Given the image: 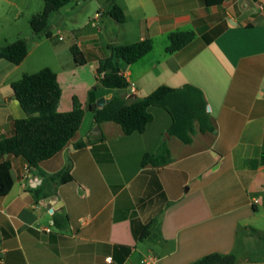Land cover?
Listing matches in <instances>:
<instances>
[{
    "label": "crops",
    "instance_id": "crops-1",
    "mask_svg": "<svg viewBox=\"0 0 264 264\" xmlns=\"http://www.w3.org/2000/svg\"><path fill=\"white\" fill-rule=\"evenodd\" d=\"M1 1L17 9L19 21L24 1ZM116 2L124 22L109 14L110 0H72L52 18L48 38L61 40L58 25L67 19L87 59L78 64L71 50L57 58L58 110H72L77 97L85 113L69 145L38 167L23 156H0L11 162L13 178L0 196V264H191L214 252L234 254V264H243L240 234L249 247L254 234L264 233L257 221H264V0ZM182 31L194 38L169 50L170 35ZM32 34L25 39L35 40ZM147 38L150 52L131 64L121 61L129 87L119 92L146 96L164 85H195L204 91L214 131L197 132L186 144L169 134L172 119L160 107L151 108L153 119L142 132L126 134L113 121L97 127L90 105L114 92L99 84V60L111 54L110 45ZM23 62L0 59V139L27 116L12 88L25 74ZM164 141L171 161L143 166V156ZM69 164L72 180L49 181L43 193L34 192ZM55 214L66 216L64 227L55 224ZM152 222V233L142 237Z\"/></svg>",
    "mask_w": 264,
    "mask_h": 264
},
{
    "label": "trees",
    "instance_id": "trees-1",
    "mask_svg": "<svg viewBox=\"0 0 264 264\" xmlns=\"http://www.w3.org/2000/svg\"><path fill=\"white\" fill-rule=\"evenodd\" d=\"M44 7L40 13L33 15L30 24L34 34L51 36L52 18L56 11L72 0H43ZM225 0H203L207 6L220 5ZM109 14L118 22H124L126 17L122 7L116 0H110ZM172 44L169 50L177 49L194 38L193 31H182L170 35ZM153 41L149 38L126 44L110 45L111 54L99 60L97 79L99 84L114 90L112 96L103 107L90 105L94 112L96 124L113 121L118 123L126 134L142 132L153 119L152 107L165 109L171 116L172 123L169 134L176 136L182 142L189 144L197 132L214 131L215 126L208 112V102L204 91L192 84L181 87L160 86L146 96H127L119 92L129 87L120 63L136 62L150 52ZM74 60L85 64L87 59L77 43L70 46ZM28 55V42L18 38L14 42L0 45V59L13 64H20ZM15 96L27 116L15 120V132L10 137L0 139V156L14 154L23 156L32 166L54 156L67 147L76 135L84 117V109L77 97L73 99V109L60 112L58 105L62 90L56 72L45 67L35 73H25L20 79L12 82ZM104 136L100 133L99 140ZM88 141L78 143L85 146ZM171 153L164 141L156 153H146L142 165L160 166L171 161ZM10 161L0 162V196L8 194L13 185ZM71 165L54 175L46 176L42 186L35 189L36 194L43 193L49 181L65 183L72 180ZM55 224L64 227L67 222L65 215L55 214ZM154 223L145 225L142 237L152 233ZM234 254L210 253L191 264H234Z\"/></svg>",
    "mask_w": 264,
    "mask_h": 264
},
{
    "label": "rangeland",
    "instance_id": "rangeland-1",
    "mask_svg": "<svg viewBox=\"0 0 264 264\" xmlns=\"http://www.w3.org/2000/svg\"><path fill=\"white\" fill-rule=\"evenodd\" d=\"M24 7L23 14L20 16V20L16 21L15 14L17 9L14 7H9L0 0V27L3 32L0 34V45H6L8 43L14 42L18 38H25V34H32V27L30 24V17L28 14L30 12H37L42 10L44 6L43 0H22ZM90 10V6H87L79 15V17H84L86 13ZM68 20L66 19L58 27L61 29L59 35L62 39L58 38H48L44 34L34 35L33 39H27L29 42V55L26 56L24 62L21 66V72L24 73H35L39 70L50 67L57 68V58L65 57L71 55L70 45L75 43L72 35L67 31V26H69ZM24 32L22 35L18 32ZM54 32L55 29H52ZM26 32V33H25ZM30 38V37H29ZM34 41H42L40 46L35 47ZM263 222L262 218H258L257 221ZM252 244L249 247H245V237L244 234H240L238 242V257L239 262L243 264H264V233L261 235L254 234ZM249 260V261H248Z\"/></svg>",
    "mask_w": 264,
    "mask_h": 264
},
{
    "label": "water",
    "instance_id": "water-1",
    "mask_svg": "<svg viewBox=\"0 0 264 264\" xmlns=\"http://www.w3.org/2000/svg\"><path fill=\"white\" fill-rule=\"evenodd\" d=\"M133 96H135V94L130 95V97H133ZM107 101L108 100L106 98L102 97L98 100L97 104L99 107H103ZM207 109H209V107H207ZM97 127H99V125H97ZM49 206L52 207V204H49Z\"/></svg>",
    "mask_w": 264,
    "mask_h": 264
},
{
    "label": "built area",
    "instance_id": "built-area-1",
    "mask_svg": "<svg viewBox=\"0 0 264 264\" xmlns=\"http://www.w3.org/2000/svg\"><path fill=\"white\" fill-rule=\"evenodd\" d=\"M99 14H97V16H98ZM60 39H62V36H60ZM26 176V175H25ZM47 230H49V229H47ZM2 258V251H1V249H0V259ZM109 259L111 260V257H109Z\"/></svg>",
    "mask_w": 264,
    "mask_h": 264
}]
</instances>
